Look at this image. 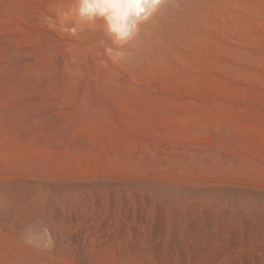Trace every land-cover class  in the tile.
I'll return each mask as SVG.
<instances>
[{"label":"rangeland","instance_id":"374dc122","mask_svg":"<svg viewBox=\"0 0 264 264\" xmlns=\"http://www.w3.org/2000/svg\"><path fill=\"white\" fill-rule=\"evenodd\" d=\"M88 33L0 0V264H264V0Z\"/></svg>","mask_w":264,"mask_h":264},{"label":"bare ground","instance_id":"6f19581e","mask_svg":"<svg viewBox=\"0 0 264 264\" xmlns=\"http://www.w3.org/2000/svg\"><path fill=\"white\" fill-rule=\"evenodd\" d=\"M166 1L58 0V13L63 26H69L75 28V30L85 29L95 39L100 49L112 53L114 56H127L129 61L133 63L135 50L133 45L140 37V30L148 20L155 16L157 10ZM86 3H108L111 4V7L105 14H101L100 11H82V9H85ZM208 6L211 7L212 5ZM147 34L149 43H153L150 46L151 48L156 47L158 43L161 44L163 41L161 33L156 28L149 30ZM92 42L94 43V41ZM155 44L156 46H154Z\"/></svg>","mask_w":264,"mask_h":264},{"label":"clouds","instance_id":"9594fccd","mask_svg":"<svg viewBox=\"0 0 264 264\" xmlns=\"http://www.w3.org/2000/svg\"><path fill=\"white\" fill-rule=\"evenodd\" d=\"M110 7L111 4L108 3H86L85 9H82V11L83 10H87L89 12L100 11L101 14H105L106 12H108Z\"/></svg>","mask_w":264,"mask_h":264},{"label":"snow or ice","instance_id":"6c2138e0","mask_svg":"<svg viewBox=\"0 0 264 264\" xmlns=\"http://www.w3.org/2000/svg\"><path fill=\"white\" fill-rule=\"evenodd\" d=\"M137 3H139V2H137Z\"/></svg>","mask_w":264,"mask_h":264}]
</instances>
